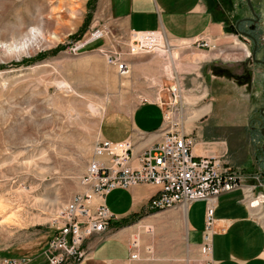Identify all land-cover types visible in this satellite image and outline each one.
<instances>
[{
  "label": "rangeland",
  "instance_id": "1",
  "mask_svg": "<svg viewBox=\"0 0 264 264\" xmlns=\"http://www.w3.org/2000/svg\"><path fill=\"white\" fill-rule=\"evenodd\" d=\"M251 2L260 15L255 27L262 41L258 57L264 59V0ZM208 4L226 26L215 48L174 44L164 36V47L155 46L161 50L149 53L162 54L165 70H177L171 77L182 78L184 90L174 102L178 109L174 111L181 113L194 92L187 89L203 82V78L192 80L204 62L198 56L211 50L212 62L224 71L219 85L205 74L210 96L217 87L225 88L220 102L238 103L241 114L232 122L246 125L258 115L264 99L234 91L238 79L231 75L238 74L244 61L253 62L252 43L236 28L252 11L247 0H208ZM111 5L112 0H0V257L48 264L42 251L55 232L54 219L84 190L82 176L102 139L103 117L112 109L132 110L141 101L135 95L139 86L107 61L110 48L128 53L130 42L129 35L108 24ZM97 30L104 36L75 49ZM157 35L161 38V32ZM170 79L166 88L172 89L175 81ZM256 134L252 130L257 155L264 161V137ZM255 212L264 222V204ZM144 215L136 214L125 225H136L142 236Z\"/></svg>",
  "mask_w": 264,
  "mask_h": 264
},
{
  "label": "crops",
  "instance_id": "2",
  "mask_svg": "<svg viewBox=\"0 0 264 264\" xmlns=\"http://www.w3.org/2000/svg\"><path fill=\"white\" fill-rule=\"evenodd\" d=\"M107 18L108 24L123 35L131 38L133 30L143 34L140 40L146 41L149 47L154 43L163 48L166 39L177 44L193 42L203 36L218 43L226 34L225 22L211 10L208 0H112ZM158 32L164 35L154 36ZM210 52L198 56V60L204 62L198 66L199 73H195L192 80L203 78V82L187 89L194 92L186 96L188 106L186 112L181 113L174 111L178 110L177 106L170 89L166 88L170 78L178 77H171L177 70L171 73L165 70L164 56L145 52L127 57L131 65L127 76L139 86L135 95L141 101L132 110L107 112L101 122V137L115 143L130 142L131 152L137 156L160 141L166 130L175 124L178 128L181 123L185 133L195 137L193 151L196 156H219L225 165L247 166L251 170L260 165L263 168L264 161L257 155L250 126L232 122L241 114L239 104L228 106L220 102L225 92L220 86L213 98L210 96L211 85L207 78L219 85L224 71L220 70L222 66L212 62L215 56ZM177 57L175 52L174 58ZM253 72L255 77L248 81L238 80L234 91L249 93L252 98L257 94L263 100L264 65L253 64ZM245 131L246 137L242 135ZM156 190L157 186L145 183L129 190L110 192L107 204L118 219L108 231L87 241L90 254L79 264H198L205 222L203 201L144 215L141 226H153L154 233L151 236L142 230L141 241L143 247L153 246V254L143 250L141 259H130L129 242L136 225H125V220L129 223L133 216L143 211ZM262 190L264 192V188ZM257 200L251 205L244 200V192L240 189L220 196L216 209L215 264H264V222L255 212V207L263 203L261 198Z\"/></svg>",
  "mask_w": 264,
  "mask_h": 264
},
{
  "label": "built area",
  "instance_id": "3",
  "mask_svg": "<svg viewBox=\"0 0 264 264\" xmlns=\"http://www.w3.org/2000/svg\"><path fill=\"white\" fill-rule=\"evenodd\" d=\"M142 35L135 30L131 32L128 53L116 47L106 52L108 63L115 66L120 75L127 76L131 72L125 54L138 55L159 49L154 43L149 47L146 41H141ZM103 36L104 33L97 30L89 40L78 43L75 49ZM193 43L199 48L216 47L214 40L205 36L196 38ZM174 79L170 91L175 102L181 96L184 85L182 79ZM176 126L166 130L160 141L137 156L131 152L130 142L115 143L102 138L97 143L94 156L82 176L84 190L70 199L54 219L55 232L48 238L42 251L48 264H79L88 258L90 251L86 247L87 241L108 231L118 219L107 204L108 194L115 189L129 190L145 183L157 186L156 192L141 211L145 215L197 201L205 202L198 264H215L216 209L220 196L240 189L244 192V200L251 205L258 198L264 204V169L259 166L247 170L241 166L225 165L219 156H196L193 151L195 137ZM143 228L151 235L154 233L151 225H143ZM129 250L131 260L141 259L143 250L149 255L153 254L151 244L143 247L139 230L131 235ZM27 262L24 258L0 257V264Z\"/></svg>",
  "mask_w": 264,
  "mask_h": 264
},
{
  "label": "flooded vegetation",
  "instance_id": "4",
  "mask_svg": "<svg viewBox=\"0 0 264 264\" xmlns=\"http://www.w3.org/2000/svg\"><path fill=\"white\" fill-rule=\"evenodd\" d=\"M250 8V7H249ZM251 10V8H250ZM252 11V10H251ZM260 21V15L258 13L253 14L252 16H243L237 23V30L241 36H244L247 40L251 41L252 43V53L249 55L250 60L252 59L253 62L244 61L243 64L239 66L240 71L238 74H232L231 70H228V74H232L231 76L237 77L239 81L251 80L252 77H255V72H253V64H262L264 65V59L258 57L259 51L262 47L261 37L257 36V29L256 24ZM252 26H248V25ZM260 60V61H257ZM252 63V64H251ZM262 97H264V86L262 89ZM248 125L250 128L255 131L259 132L261 137H264V105H262L259 109V113L256 116H253L249 119ZM264 140V139H263Z\"/></svg>",
  "mask_w": 264,
  "mask_h": 264
},
{
  "label": "water",
  "instance_id": "5",
  "mask_svg": "<svg viewBox=\"0 0 264 264\" xmlns=\"http://www.w3.org/2000/svg\"><path fill=\"white\" fill-rule=\"evenodd\" d=\"M247 1H248V3H249V6H250V8H251V10H252L253 14H255V15H256V13H255V10H254V6H253V4H252L251 0H247ZM257 61H260V60H257Z\"/></svg>",
  "mask_w": 264,
  "mask_h": 264
},
{
  "label": "bare ground",
  "instance_id": "6",
  "mask_svg": "<svg viewBox=\"0 0 264 264\" xmlns=\"http://www.w3.org/2000/svg\"><path fill=\"white\" fill-rule=\"evenodd\" d=\"M34 38H35V36H34ZM34 38H33V39H34ZM144 40H145V39H144ZM33 44H34V43H33ZM27 46H28V45H27ZM27 46L24 45V48L27 47ZM108 64H109V63H108ZM255 204H256V203H255Z\"/></svg>",
  "mask_w": 264,
  "mask_h": 264
},
{
  "label": "trees",
  "instance_id": "7",
  "mask_svg": "<svg viewBox=\"0 0 264 264\" xmlns=\"http://www.w3.org/2000/svg\"><path fill=\"white\" fill-rule=\"evenodd\" d=\"M127 220H125V222H126ZM121 223H124V220H121Z\"/></svg>",
  "mask_w": 264,
  "mask_h": 264
}]
</instances>
